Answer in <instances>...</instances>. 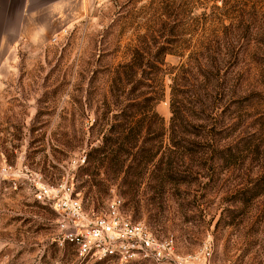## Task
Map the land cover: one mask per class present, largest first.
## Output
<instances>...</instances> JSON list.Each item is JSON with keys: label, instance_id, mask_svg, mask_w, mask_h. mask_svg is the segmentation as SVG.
Masks as SVG:
<instances>
[{"label": "rangeland", "instance_id": "rangeland-1", "mask_svg": "<svg viewBox=\"0 0 264 264\" xmlns=\"http://www.w3.org/2000/svg\"><path fill=\"white\" fill-rule=\"evenodd\" d=\"M104 141L115 152L90 169ZM0 155L15 172L0 264H116L78 259L31 196L29 177L68 175L87 208L119 196L174 236L198 256L185 264H264V0H101L18 46L0 70Z\"/></svg>", "mask_w": 264, "mask_h": 264}, {"label": "built area", "instance_id": "built-area-1", "mask_svg": "<svg viewBox=\"0 0 264 264\" xmlns=\"http://www.w3.org/2000/svg\"><path fill=\"white\" fill-rule=\"evenodd\" d=\"M8 180L15 181V172L10 165L0 164V182ZM28 181L33 199L56 212L58 241L63 246H72L80 260L185 264L198 258L179 255L174 236L160 237L142 221L135 220L126 212L124 200L119 196L99 210L87 208L75 179L69 175L55 183L39 176L29 177ZM204 254L211 257L209 245Z\"/></svg>", "mask_w": 264, "mask_h": 264}, {"label": "crops", "instance_id": "crops-1", "mask_svg": "<svg viewBox=\"0 0 264 264\" xmlns=\"http://www.w3.org/2000/svg\"><path fill=\"white\" fill-rule=\"evenodd\" d=\"M93 2L98 1L4 0L0 4V70L18 46L46 43L84 18ZM0 164H4L1 155Z\"/></svg>", "mask_w": 264, "mask_h": 264}, {"label": "trees", "instance_id": "trees-1", "mask_svg": "<svg viewBox=\"0 0 264 264\" xmlns=\"http://www.w3.org/2000/svg\"><path fill=\"white\" fill-rule=\"evenodd\" d=\"M107 144L108 142L104 141L101 146H97L89 152L90 159L88 160V162L90 163V169L100 167V164H103L106 158H111V155L113 154V152H115V150H111L109 147H107ZM97 162H99L98 165Z\"/></svg>", "mask_w": 264, "mask_h": 264}, {"label": "snow or ice", "instance_id": "snow-or-ice-1", "mask_svg": "<svg viewBox=\"0 0 264 264\" xmlns=\"http://www.w3.org/2000/svg\"><path fill=\"white\" fill-rule=\"evenodd\" d=\"M4 2V0H0V4H2Z\"/></svg>", "mask_w": 264, "mask_h": 264}]
</instances>
